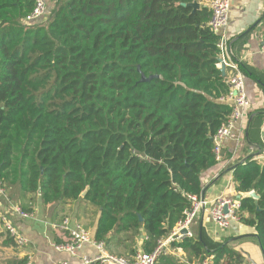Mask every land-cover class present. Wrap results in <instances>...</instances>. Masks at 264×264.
I'll return each instance as SVG.
<instances>
[{
	"label": "trees",
	"instance_id": "obj_1",
	"mask_svg": "<svg viewBox=\"0 0 264 264\" xmlns=\"http://www.w3.org/2000/svg\"><path fill=\"white\" fill-rule=\"evenodd\" d=\"M192 2L59 0L29 26L36 0H0V179L12 203L31 213L37 195L45 205L81 202L98 212L95 241L144 232L145 253L185 220L232 114L220 102L229 91L220 36L207 8L182 6ZM263 120L254 114L246 144L262 146ZM254 158L231 170L240 222L264 255V163ZM244 238L218 243L202 228L174 246L190 264H244L232 246Z\"/></svg>",
	"mask_w": 264,
	"mask_h": 264
},
{
	"label": "crops",
	"instance_id": "obj_2",
	"mask_svg": "<svg viewBox=\"0 0 264 264\" xmlns=\"http://www.w3.org/2000/svg\"><path fill=\"white\" fill-rule=\"evenodd\" d=\"M201 8H207L208 0H193ZM192 2V3H193ZM190 4V3H187ZM190 8V7H188ZM193 10V8H191ZM198 9V10H199ZM196 10V11H198ZM193 10V12H196ZM212 13V12H211ZM227 34L231 37V45L234 53V60L245 64L253 71L252 77L245 76L247 93L251 101V115L257 113L264 114V85L256 81L255 76H260L264 80V57L260 54V47L264 36V0H231V11ZM250 119V118H249ZM263 123L260 131L262 146L246 144V138L237 140V129L234 131L235 138H228L223 147V163L218 164L202 176L203 198L212 203L219 197L236 198L243 197L236 190L231 166L237 162H244L249 157L264 163V130ZM249 125V122H248ZM248 127V126H247ZM230 157V158H228ZM31 198V197H28ZM24 205L28 206L27 203ZM31 218L23 219L17 215L5 200L0 202V216L6 215L29 240L27 247L20 248L3 230L0 224V264H57L61 261H69L73 264H82L84 258L95 260L99 252L91 244H85L75 257L56 251L55 245L64 243L68 234L62 228L64 219L68 218L71 224H82L86 226L85 218L91 219L88 231L94 239L98 212L92 207H87L78 202L73 205H45L40 195L33 197ZM204 228L208 235L218 243L228 238L235 240L245 237L241 241L232 243L233 249L238 252L244 264H264V255L255 237L254 228L244 224L235 223L228 231H222L213 223L209 213L202 211L192 225L195 237L199 236ZM144 232L138 238V246L143 250ZM111 242H119L115 238ZM105 249L110 253L111 244H107ZM180 258L189 262V254L183 249L177 250ZM111 255V254H110ZM171 257V256H170ZM174 258L179 264H186L182 260ZM211 261V258L208 260ZM92 264H108L95 262ZM191 264H197L196 261Z\"/></svg>",
	"mask_w": 264,
	"mask_h": 264
},
{
	"label": "built area",
	"instance_id": "obj_3",
	"mask_svg": "<svg viewBox=\"0 0 264 264\" xmlns=\"http://www.w3.org/2000/svg\"><path fill=\"white\" fill-rule=\"evenodd\" d=\"M48 0H36L34 12L25 19V25H32L40 21L47 15ZM208 6L211 9V20L209 26L220 36L219 43V60L217 67L226 70L227 82L229 85L228 93L220 99V102L229 104L232 107V114L226 122L222 124L220 129L213 137L214 153L219 164L223 163V147L228 138H235L234 131L237 129V140L239 141L246 135L249 118L251 115V101L248 97L246 80L243 72L240 69V64L234 60L233 48L231 45V37L227 34L229 27L231 0H208ZM260 54L264 57V36L260 47ZM264 130V123H263ZM8 193L0 179V202L7 201L13 211L23 219L31 218L32 215L24 212L17 205L12 203L8 198ZM192 208L187 213L183 222L179 223L172 233L158 242L156 249L152 253H145L143 250L138 251L131 260L118 258L110 255L105 249V243L95 241L88 229L82 224H71L70 219L66 218L63 221L62 228L70 237V242L65 244L55 245V249L61 253H67L73 257L85 245H93L99 252L95 260L84 258L82 264H92L95 262H104L108 264H157L162 256L176 257L186 264L188 262L179 257L177 250H182L180 247H175L174 244H180L184 239L195 238L192 231V225L198 218L200 213L207 211L219 230L228 231L234 223H240L242 199L219 197L212 203L206 201L203 196H191ZM0 224L3 230L20 248L27 247L29 240L20 232L16 225L6 216H0ZM187 230V234L181 232ZM32 264V263H27ZM57 264H73L69 261H61ZM203 264H211V261H205Z\"/></svg>",
	"mask_w": 264,
	"mask_h": 264
},
{
	"label": "rangeland",
	"instance_id": "obj_4",
	"mask_svg": "<svg viewBox=\"0 0 264 264\" xmlns=\"http://www.w3.org/2000/svg\"><path fill=\"white\" fill-rule=\"evenodd\" d=\"M58 1L59 0H48L47 1L48 9L55 8L56 5L58 4ZM48 13L49 12H47V15H45L43 18L48 19V17H49ZM90 221H91V219L88 220V217L85 218L84 222L86 223L87 228H89V225L91 224ZM138 238L139 237H135L132 233L123 234L121 236H118V238H117V239H119L118 243L117 242H110L109 243V244H111V249H110L109 254H111L112 256L118 257V258L131 260L138 251H140V250L142 251V249L139 248V246H138ZM105 245H107V244H105Z\"/></svg>",
	"mask_w": 264,
	"mask_h": 264
},
{
	"label": "water",
	"instance_id": "obj_5",
	"mask_svg": "<svg viewBox=\"0 0 264 264\" xmlns=\"http://www.w3.org/2000/svg\"><path fill=\"white\" fill-rule=\"evenodd\" d=\"M182 6H183V7H190V8H193L194 11H196V10H198V9L200 8V6H199V4H198L197 2H193V3H190V4H182ZM221 72H222V74H223V77H226V70H225L224 67L221 69ZM153 78H154V77H151V78H149V79H146V78L143 76V77H142V81H150V80H152ZM253 118H254V115H252V116L250 117V119H249V124L252 122ZM247 135H248V132H247ZM86 194H87V190L83 193L82 197L84 198V197L86 196ZM203 194H204V193H203ZM203 194H202V196H203ZM249 197H250V198H253V199L256 201V204H257V202H258V200H259V196H258L256 193H251V194L249 195ZM239 198L242 199L241 196H240ZM257 210L259 211L260 208L257 207ZM181 234H183V235L187 234V230H183V231L181 232Z\"/></svg>",
	"mask_w": 264,
	"mask_h": 264
}]
</instances>
